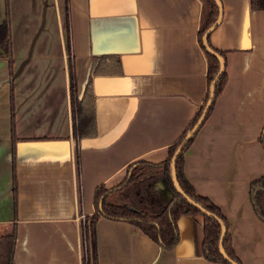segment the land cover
Listing matches in <instances>:
<instances>
[{"label": "crops", "instance_id": "0c3cea01", "mask_svg": "<svg viewBox=\"0 0 264 264\" xmlns=\"http://www.w3.org/2000/svg\"><path fill=\"white\" fill-rule=\"evenodd\" d=\"M220 1L208 44L224 52L226 81L182 169L226 219L239 264H264V222L248 200L249 183L264 177V9ZM6 7L13 78L10 89L0 59V235L15 226L13 264H84L96 188L119 184L132 163H162L203 103L201 1L0 0V22ZM70 78L75 101L90 80L89 138L74 134ZM168 191L157 173L128 194L157 210ZM177 232L166 250L134 224L99 216L95 264H216L203 257L200 217L180 216Z\"/></svg>", "mask_w": 264, "mask_h": 264}, {"label": "trees", "instance_id": "16d2710c", "mask_svg": "<svg viewBox=\"0 0 264 264\" xmlns=\"http://www.w3.org/2000/svg\"><path fill=\"white\" fill-rule=\"evenodd\" d=\"M201 1V12H200V23L198 27V41L202 51L206 58L207 67V84L210 86V82L218 72V62L202 47L201 39L203 32L216 20L217 7L213 0H199ZM250 8L253 9H264V0H249ZM10 22L9 13L6 7L5 16L0 22V59H6L8 62V73L10 75V89L13 78L12 65L13 58L11 56V44L10 39ZM209 47L222 56L224 60V52L215 50L208 44ZM95 63L92 71L95 73ZM226 73L225 70L222 72L220 79L215 83V91L212 98L211 106L206 114L215 103L216 97L222 92L225 85ZM86 90L79 101L74 100V88L72 85V78H70V95H72L71 105L73 110V121H74V134L79 138H89L95 134V117H94V95L92 87L90 86V80L87 83ZM209 90V88H208ZM208 91L203 99V103L194 115V119L190 122L189 126L182 132L180 138L168 148V155L166 159L159 164L153 165L146 163L145 161H138L127 166L126 173L123 180L116 186L105 188L99 186L94 192V205L96 212L86 220L85 239H87V260L84 264H95L96 252H95V238H94V224L99 216L105 219H111L116 221H128L134 224L140 231H142L147 237L159 244L163 249L171 250L175 247L178 242L177 232V221L182 215H194L202 219V234L203 245L202 252L203 257L207 262L216 264H229L223 260L218 252V241L220 238V225L213 218H207L200 214L193 206H190L183 200V198L175 191L172 186L170 179L169 163L173 156V151L179 145V143L186 136L185 134L198 120V117L206 103ZM10 106H12V94L10 96ZM12 115V114H11ZM13 128V123H12ZM264 128V127H263ZM196 134V133H195ZM193 135L189 142L184 146L181 154L178 156L175 162L176 179L185 193L190 199L199 204L207 212L209 211L217 218H219L225 228V238L223 241V251L232 259L234 262L239 264L234 251L231 247L230 236L226 231V219L222 217L219 210L206 199L199 197L195 194L192 186L188 185L183 173V157L185 151L192 143ZM264 130L262 129V135L260 143L264 148ZM162 173L167 185L172 191V197L166 205L158 208L157 210H151L143 207H138L130 200L128 191L130 186L140 182V180ZM248 188V200L251 203L253 212L258 219L264 222V177L257 178V180L249 183ZM99 204L101 208H99ZM15 226L8 229L2 235H0V264H13V252L15 248Z\"/></svg>", "mask_w": 264, "mask_h": 264}, {"label": "water", "instance_id": "95a60500", "mask_svg": "<svg viewBox=\"0 0 264 264\" xmlns=\"http://www.w3.org/2000/svg\"><path fill=\"white\" fill-rule=\"evenodd\" d=\"M214 3L216 4L217 7V18L216 20L203 32V36L201 39V43H202V47L205 51H207V53H209L211 56H213L217 62H218V72L217 74L213 77V79L211 80V82L209 83V90H208V96L206 99V103L198 117V120L193 124V126L189 129V131L185 134L186 136L184 137V139L179 143V145L176 147V149L173 151V156L170 160L169 163V169H170V179L172 182V186L175 189V191L183 198V200L185 202H187L188 205L193 206L197 211L200 212L201 215L205 216V217H209V218H213L215 219L219 225H220V238L218 241V252H220L221 257L223 258V260L229 264H237L236 262H234L232 259L229 258V256L223 251V241L225 238V228L223 226L222 221L217 218L215 215H213L212 213H210L209 211L207 212L205 209H203L199 204H197L196 202H194L193 200H190L185 193L183 192V190L181 189V187L179 186L177 179H176V169H175V162L178 158V156L181 154L182 149L184 148V146L189 142V140L191 139V137H193V135L200 129V127L203 125L204 121L206 120V114L211 106L212 103V98L214 95V91H215V86H216V82L220 79L222 72L224 71V60L222 58V56H220L217 52L213 51L209 45H208V38L210 36V32L215 29L221 21V15H222V6H221V1L220 0H213ZM264 130V128H263ZM169 195H170V199L172 197V194L168 191ZM99 208H101V205L99 204Z\"/></svg>", "mask_w": 264, "mask_h": 264}, {"label": "rangeland", "instance_id": "374dc122", "mask_svg": "<svg viewBox=\"0 0 264 264\" xmlns=\"http://www.w3.org/2000/svg\"><path fill=\"white\" fill-rule=\"evenodd\" d=\"M85 257H84V263H85V261L87 260V255H86V252H85Z\"/></svg>", "mask_w": 264, "mask_h": 264}]
</instances>
